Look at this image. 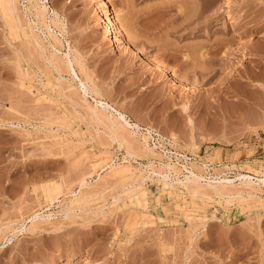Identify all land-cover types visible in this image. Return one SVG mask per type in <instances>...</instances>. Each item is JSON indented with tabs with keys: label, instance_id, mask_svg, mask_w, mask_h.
Segmentation results:
<instances>
[{
	"label": "rangeland",
	"instance_id": "374dc122",
	"mask_svg": "<svg viewBox=\"0 0 264 264\" xmlns=\"http://www.w3.org/2000/svg\"><path fill=\"white\" fill-rule=\"evenodd\" d=\"M12 4L0 264H264V185L240 176H264V0ZM163 51L185 78L150 73Z\"/></svg>",
	"mask_w": 264,
	"mask_h": 264
},
{
	"label": "bare ground",
	"instance_id": "6f19581e",
	"mask_svg": "<svg viewBox=\"0 0 264 264\" xmlns=\"http://www.w3.org/2000/svg\"><path fill=\"white\" fill-rule=\"evenodd\" d=\"M106 3V2H105ZM1 5H2V7H3V10H5L6 12H8V11H11L13 8H12V6H13V4H12V0H1ZM11 13V12H10ZM9 18V17H8ZM8 18H7V21H8ZM227 18L228 19H233L232 20V25H231V29H239V28H243V25H242V23H241V21L239 20V18H238V15L237 14H235L233 11H229L228 12V14H227ZM105 19H106V23L108 24V27H109V30H110V32H111V38L112 39H114L115 38V41H116V38H117V40H119L118 38H120V34H123L122 36H121V38H120V40L122 39V38H124V40H126L130 45H131V50L130 51H132V53H134L135 54V56L137 55V57H139V58H143V57H146L147 58V56L148 55H146V56H143V55H145V54H143L142 55V53L138 50V46L136 45V41H135V37H134V35H132V31L131 30H129V27H128V23L127 24H125L126 26H125V30H126V34H124V32L123 33H120L119 32V34H118V29L119 28H117L116 26H117V24H116V22L114 21L115 19H113V17L110 15V14H106V16H105ZM130 25V24H129ZM12 27V26H11ZM124 27V26H123ZM121 30V29H120ZM131 31V32H130ZM110 38V39H111ZM126 42V43H127ZM129 45V46H130ZM136 45V46H135ZM130 49V48H129ZM142 51V50H141ZM176 54V53H175ZM169 57V55L167 56V52L165 51H163L162 52V54H161V58L159 59V60H154L153 58H148L147 60V62H149L150 63V73H152L153 74V76L154 77H162V76H166V75H173V76H176L178 79H183V78H185L187 75H185V74H178L177 72H176V70L175 69H171V71H168V66H166V64H165V61L167 60V59H169L168 58ZM145 58V59H146ZM72 61L73 60H71V59H68V63H69V65H71V63H72ZM180 61H182V60H180ZM183 62V61H182ZM188 63V62H187ZM183 64V63H182ZM186 64V63H185ZM183 65V66H186V65ZM72 66V65H71ZM188 66V67H187ZM185 68H189L190 70L192 69V70H196V68H195V65L191 62V63H189V65H187ZM186 72H187V69H186ZM81 81H83V80H81ZM84 82V81H83ZM85 84V83H84ZM86 85V84H85ZM86 87H87V85H86ZM94 89V88H93ZM96 99V98H95ZM98 100V99H97ZM99 103H101V104H103V103H107L106 101H103V100H101L100 99V102ZM92 109V108H91ZM94 109V108H93ZM118 110V109H117ZM117 110H116V112H117ZM95 111H96V109H95ZM97 112V111H96ZM118 116H119V118L121 119L122 118V120L123 121H125V123L126 122H129L128 121V119L127 118H125V115L121 112V111H119V114H118ZM117 117V116H116ZM118 118V119H119ZM124 123V124H125ZM127 124H130V123H127ZM117 133V132H116ZM120 135V134H119ZM119 139H120V137H119ZM126 139V138H125ZM122 140V139H121ZM124 140V139H123ZM126 141V140H125ZM130 149V148H129ZM241 176V178H243V182L244 183H246V184H248V185H252V183L253 184H255V185H264V176H262V177H256V180H252V178H246V176L244 175V174H242V175H240ZM192 177V178H191ZM185 178H186V180H189L190 179V181H193V183H198V185H200L199 184V182H198V179H196L197 178V175H196V177H195V175H194V177L193 176H190V178H188V176H185ZM224 179V178H223ZM229 179V178H228ZM227 178L226 179H224V180H228ZM184 180V179H183ZM218 180V179H217ZM230 180V179H229ZM175 181V180H174ZM179 181H180V179H179ZM213 181H215V180H213ZM213 181H209V180H207V185H209L210 187H213V190L215 191V192H221V190H222V187H221V185H219V184H215V183H213ZM216 182V181H215ZM183 183V182H182ZM218 183H221V182H219L218 181ZM191 185H190V187L192 186V183H190ZM189 185V184H188ZM197 185V184H196ZM226 185V184H225ZM254 185V186H255ZM253 186V187H254ZM223 187H224V183H223ZM262 187H264V186H262ZM194 188H195V186H194ZM198 188V187H197ZM255 188H258V186H255ZM223 189H225V188H223ZM252 189V188H251ZM258 189H260L261 191H262V189L261 188H258ZM190 190H191V188H190ZM229 190V189H228ZM232 190V189H231ZM230 190V191H231ZM194 191V190H193ZM202 192V191H201ZM251 192V191H250ZM195 193H196V191H195ZM237 193H239V192H237ZM241 193V192H240ZM229 195H231V194H233L232 192H230V193H228ZM226 195V194H225ZM222 196H223V194H222ZM234 197H235V195H234ZM239 198V197H238Z\"/></svg>",
	"mask_w": 264,
	"mask_h": 264
}]
</instances>
